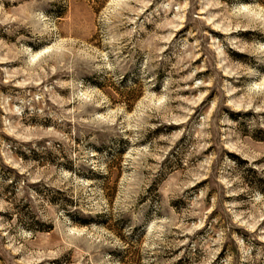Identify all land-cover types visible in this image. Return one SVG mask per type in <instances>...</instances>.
Instances as JSON below:
<instances>
[{
  "label": "rangeland",
  "instance_id": "374dc122",
  "mask_svg": "<svg viewBox=\"0 0 264 264\" xmlns=\"http://www.w3.org/2000/svg\"><path fill=\"white\" fill-rule=\"evenodd\" d=\"M0 264H264V0H0Z\"/></svg>",
  "mask_w": 264,
  "mask_h": 264
}]
</instances>
